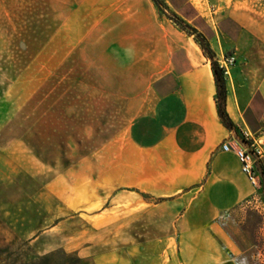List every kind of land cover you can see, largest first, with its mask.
Returning <instances> with one entry per match:
<instances>
[{
    "label": "rangeland",
    "instance_id": "374dc122",
    "mask_svg": "<svg viewBox=\"0 0 264 264\" xmlns=\"http://www.w3.org/2000/svg\"><path fill=\"white\" fill-rule=\"evenodd\" d=\"M171 17L164 0H0V264L180 255L169 212H114ZM224 227L264 264V212Z\"/></svg>",
    "mask_w": 264,
    "mask_h": 264
},
{
    "label": "crops",
    "instance_id": "0c3cea01",
    "mask_svg": "<svg viewBox=\"0 0 264 264\" xmlns=\"http://www.w3.org/2000/svg\"><path fill=\"white\" fill-rule=\"evenodd\" d=\"M164 2L189 31L163 18L149 86L154 102L132 123L137 156L115 190L114 212H169L171 247L180 255L166 264H242L244 249L224 226L240 212H264V157L256 186L222 144L248 145L244 130L264 140V0ZM196 33L221 66L236 58L225 73L233 127L220 118L212 59Z\"/></svg>",
    "mask_w": 264,
    "mask_h": 264
},
{
    "label": "built area",
    "instance_id": "2783aa9c",
    "mask_svg": "<svg viewBox=\"0 0 264 264\" xmlns=\"http://www.w3.org/2000/svg\"><path fill=\"white\" fill-rule=\"evenodd\" d=\"M236 60L235 56H226L223 60L225 73L229 72V65L234 63ZM223 67V66H222ZM245 139L251 141L248 145L233 147L230 142H224L222 148L226 151L232 150L236 154L240 164L241 170L245 173L250 181L258 186V173L256 169V163L264 157V140L254 138L249 132L243 131ZM249 200L248 203H251Z\"/></svg>",
    "mask_w": 264,
    "mask_h": 264
},
{
    "label": "trees",
    "instance_id": "16d2710c",
    "mask_svg": "<svg viewBox=\"0 0 264 264\" xmlns=\"http://www.w3.org/2000/svg\"><path fill=\"white\" fill-rule=\"evenodd\" d=\"M171 18L176 22V24L181 26L183 29H187V27L182 24V22L178 18H176V16ZM196 39L202 46L204 53L212 59V69L217 85V104L220 118L227 127H233V121L231 120L228 112L226 111L227 87L225 69L219 64L218 60L215 59L214 51L211 49L210 44L206 42V40L202 37L201 33H196Z\"/></svg>",
    "mask_w": 264,
    "mask_h": 264
},
{
    "label": "bare ground",
    "instance_id": "6f19581e",
    "mask_svg": "<svg viewBox=\"0 0 264 264\" xmlns=\"http://www.w3.org/2000/svg\"><path fill=\"white\" fill-rule=\"evenodd\" d=\"M199 3V0H196Z\"/></svg>",
    "mask_w": 264,
    "mask_h": 264
}]
</instances>
